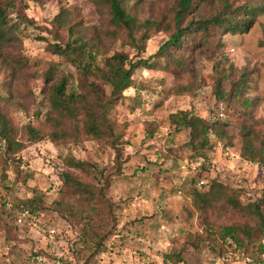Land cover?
Here are the masks:
<instances>
[{
	"label": "rangeland",
	"instance_id": "1",
	"mask_svg": "<svg viewBox=\"0 0 264 264\" xmlns=\"http://www.w3.org/2000/svg\"><path fill=\"white\" fill-rule=\"evenodd\" d=\"M175 0H141L138 14L160 21L170 16ZM224 1L234 7L264 0H207L201 10L206 16L218 13ZM11 16L20 39L6 47L10 67L0 71V81L13 80V92L0 105L19 138L27 143L23 127L33 123L47 131L53 115L47 102V88L39 75L51 63H60L67 71L75 67L48 50L55 42H66L68 27L80 21L88 36L109 29L107 15L95 0H17ZM62 9L69 11L71 22L58 28L54 17ZM21 13V15L18 13ZM191 18L197 19L192 14ZM164 28L148 32L145 50L126 44L124 37L105 38L107 54L125 52L136 59L150 58L170 37ZM198 40L199 37L196 36ZM199 47L186 43L180 56L185 70L171 62L165 69L141 68L135 73L136 87L127 90L113 110V121L122 132L124 156L122 175L114 179L107 196L115 203V225L98 252L84 246L83 234L91 207L79 196L61 195L62 174L71 172L81 181L96 185L93 174L70 167L72 157L91 162L104 171L114 167V151L104 140L82 135L55 143L45 139L27 144L18 155L21 163L7 162L0 151V264H167L165 254L182 251L185 262L176 264H248L240 252L224 254L218 235L208 237L204 219L191 193L203 189L198 180L209 183L219 179L243 189L244 202L264 192V164L241 156L243 119L254 124L264 137V14L258 15L246 32L218 33L205 37ZM13 56L29 61L19 71ZM18 67V66H17ZM19 68V67H18ZM245 73L244 96L236 97L233 83ZM188 90L181 92L180 87ZM218 86L222 93H218ZM106 95L111 87H104ZM220 94H227L228 102ZM253 102L250 115L242 116V101ZM223 107L230 139L212 136L211 147L197 152L190 142V129L179 126L176 115L187 113L206 120ZM39 113V115H37ZM69 123L65 128H69ZM206 153V154H205ZM17 156V157H19ZM42 195L47 206L38 221L28 228L17 226L11 203ZM7 203V205H4ZM96 220L99 217L96 216ZM217 229L230 223H253L244 214L230 212L207 215ZM56 229L54 239L49 230ZM202 235L199 250L190 241ZM228 250V249H227ZM264 264V260H263Z\"/></svg>",
	"mask_w": 264,
	"mask_h": 264
},
{
	"label": "trees",
	"instance_id": "2",
	"mask_svg": "<svg viewBox=\"0 0 264 264\" xmlns=\"http://www.w3.org/2000/svg\"><path fill=\"white\" fill-rule=\"evenodd\" d=\"M100 9L107 15L109 29L104 34L88 36L86 28L80 21L68 27L70 37L66 42H55L48 46V50L61 56L75 67L74 71H67L60 63H51L39 77L44 78L47 88V102L54 116L49 115L46 123L53 130L47 131L28 123L23 127L27 136V143L19 138V131L13 127L2 111L0 105V151L4 153L7 162L21 163L18 155L27 144H34L48 139L52 142H63L67 138H80L82 135L104 140L114 151V167L104 171L97 165L72 157L71 166L86 174H93L96 185L81 181L71 172L62 174L63 184L60 189L63 197L77 195L86 205L91 207V214L83 234V243L94 252L100 251L105 246V241L110 234L111 226L115 225V203L107 196V191L113 181L122 175L123 165L127 160L124 156V141L122 132L118 131L113 121V110L118 100L125 97L124 93L137 85L135 73L139 69H165L171 62L178 70L187 67L181 59L180 51L188 43L199 47L200 41L206 44L205 37L218 33L246 32L252 21L258 15L264 14V2H250L238 7L224 1L221 10L212 16H206L201 10L207 0H175L169 10L171 15L160 21L146 19L138 14L141 0H95ZM208 3V2H207ZM17 0H0V71L9 66V54L5 50L11 42L20 39L16 22L11 16L17 8ZM21 15V13L18 11ZM197 19L191 18V15ZM69 11L62 9L53 23L58 28H66L72 21ZM164 28L171 32L170 37L161 45L160 49L150 58L136 59V55L125 52H115L106 57L107 48L105 38L124 37L126 44L145 50L148 32ZM196 36L199 39H196ZM264 46V42L262 43ZM16 68L23 71L22 66L29 65V61L13 56ZM19 68H18V67ZM0 81V102L11 98L13 80ZM104 87H111V92L106 95ZM235 96H244L247 88L245 73L239 81L233 83ZM181 92L188 90L187 86L180 87ZM218 93H222L218 86ZM221 100L228 102L227 94H220ZM253 102L248 98L242 101V116L250 115ZM216 112V111H215ZM214 112V113H215ZM39 115V113L37 114ZM219 120H206L198 116H189L187 113L176 115L179 126L190 129V142L197 152L211 147L212 136L217 140L230 139L228 127L231 123ZM240 134L242 136L241 156L247 161L264 164V137L254 124L243 119ZM69 123V128L65 124ZM206 154V153H205ZM19 156V157H17ZM198 182V181H197ZM193 202L204 219V227L208 237L218 235L222 241L224 254L240 252L245 255L248 264H263L264 260V192L255 200L244 202L243 189L235 188L219 179H212L191 193ZM7 205V203H4ZM47 206L42 195L29 199H18L11 203V209L16 213L17 226L30 228L34 225ZM25 210L30 214L25 215ZM213 212L217 216L226 214H244L250 217L253 223H230L214 225L207 220V215ZM96 216L99 220H96ZM202 235L195 236L190 241L192 246L199 250ZM228 249V250H227ZM167 264L185 262L182 251L165 254Z\"/></svg>",
	"mask_w": 264,
	"mask_h": 264
},
{
	"label": "built area",
	"instance_id": "3",
	"mask_svg": "<svg viewBox=\"0 0 264 264\" xmlns=\"http://www.w3.org/2000/svg\"><path fill=\"white\" fill-rule=\"evenodd\" d=\"M224 118H226V114H225V109L223 107H220L219 109H217L216 112L213 113V115L211 117L212 120H219V119H224ZM205 185H206V181L198 180L197 186L203 187ZM29 214H30V211L25 210L22 217L19 218V221H21L25 215H29ZM41 215H43V214H41ZM56 235H57L56 229H50L49 230V238L54 239L56 237Z\"/></svg>",
	"mask_w": 264,
	"mask_h": 264
}]
</instances>
